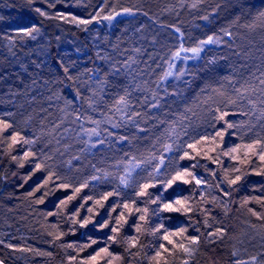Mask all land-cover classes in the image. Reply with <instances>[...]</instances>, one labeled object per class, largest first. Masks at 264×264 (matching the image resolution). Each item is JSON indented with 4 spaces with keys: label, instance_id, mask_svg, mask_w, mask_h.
Segmentation results:
<instances>
[{
    "label": "trees",
    "instance_id": "16d2710c",
    "mask_svg": "<svg viewBox=\"0 0 264 264\" xmlns=\"http://www.w3.org/2000/svg\"><path fill=\"white\" fill-rule=\"evenodd\" d=\"M195 1L196 8L188 5L177 15L164 16L157 24L160 30L148 34L145 48L155 58L150 63L156 64L157 72L146 76L141 92H135L129 89L123 67L139 47L135 46L134 36L141 31L122 21L151 18L183 0H50L55 7L48 6L49 0H0V35L11 31V26L20 29L35 24L48 40L47 50L30 59L12 62L0 51V118L12 124L0 141V203L8 222L7 235L0 239L3 264H69L70 257H76L72 264H80L81 259L105 246L121 257L113 264H155L151 257L159 245L172 247L161 239L165 230L178 232L181 228L187 229L183 236L170 238L194 251L190 256L177 249L171 254L162 252L160 264H184L185 260L188 264H235L249 256L264 262L263 253L254 254L249 238L239 237L245 221L264 227V163L251 153L245 158L243 147L264 138V119H258L264 108L260 103L264 99V86L260 85L264 78V17L260 16L264 0ZM36 8L47 12L48 17L40 16ZM100 10L114 14L102 25L106 36L97 42L89 39L86 29L55 17L59 12L87 20L91 19L89 14ZM57 29L77 42L70 51L58 47ZM226 31L231 35H225ZM208 36L219 38L220 43L202 45L198 57L181 52L173 59L181 46L197 47ZM181 69L185 74L177 79ZM166 71L173 74L162 80ZM93 80L104 84V108H114L119 97L125 96L139 114L135 123L114 131L110 139L99 134L89 137L85 130L92 128L76 130L65 121L71 116L74 120L77 115L81 118L88 111V84ZM241 85L256 91L237 99L235 89ZM232 99L237 100L235 105L229 104ZM216 109L228 111L225 121L236 127L226 128L225 121L215 119ZM217 131H224L223 139L216 136ZM12 132L34 143H20L9 149L10 140L6 138ZM119 136L126 139L119 141ZM201 136L215 139L187 147ZM165 144H171L172 150L165 151ZM237 145H241L238 152L223 154ZM26 151L34 156L23 159ZM185 152L192 158L181 159ZM161 154L162 172L154 181L156 187L148 191L153 199L163 192L162 202L186 197L191 211H160V203H149L147 196L135 195L138 184L154 171ZM37 163L42 165L39 171L35 170ZM136 164L140 167L133 171L130 186L125 188L119 177ZM176 169H188L203 186L190 180L188 184L177 182L164 191L159 181ZM49 172L54 173L51 179ZM237 175L241 179L229 185L228 181ZM94 176L97 179H92ZM86 181L87 187L74 194V189ZM64 184L69 187H61ZM113 190L120 195L102 201L103 207L94 203ZM73 195L74 199L68 200ZM132 201L133 209H148L144 221L139 219L143 212L123 208L124 202ZM121 212L126 223L120 225L117 242L113 243L108 237L113 235L111 228L117 226ZM85 218L90 222L80 227ZM105 221L109 226L100 227ZM138 224L142 229L139 233ZM160 225L163 228L154 234ZM218 228L225 230L222 237L208 235ZM57 235L60 239H55ZM132 237L138 243L129 249ZM184 237H199V243L190 244ZM91 240L97 243L81 251V246ZM69 244L74 247H67ZM20 248L34 251L17 250ZM233 252L237 253L235 257Z\"/></svg>",
    "mask_w": 264,
    "mask_h": 264
},
{
    "label": "snow or ice",
    "instance_id": "6c2138e0",
    "mask_svg": "<svg viewBox=\"0 0 264 264\" xmlns=\"http://www.w3.org/2000/svg\"><path fill=\"white\" fill-rule=\"evenodd\" d=\"M30 2H31V0H30ZM48 6L49 7H55V5L50 2V0H49ZM193 7H195V5H193ZM35 11L40 16L47 18L48 14L45 11H43L42 9L36 8ZM124 12H126L128 14H133L131 12V10H129V9H124ZM97 15H99V13H97ZM117 15H119V13H117ZM260 16L264 17V12H261ZM56 18H58L60 20H65L66 19L65 15L63 13H59V12L57 13ZM94 19H95V17H94ZM103 19L111 21L113 19V16L112 15L104 16ZM203 19H207V17H203ZM71 20H73L76 24H84V25H87V24L92 22L91 20L76 19L75 17H71ZM177 31H178V29H177ZM38 32H39V28L36 27V26H33L31 28L21 29L19 34L23 35V36L30 37L32 39H35V36L33 35V33H38ZM225 35L230 36L231 33L226 31ZM9 43H12V41H9ZM213 43H217V44L220 43L219 38H216L214 36H208L207 39L201 40L197 47H193V48H190V49H185V48H183V46H181L179 51L173 53V59L179 58L181 52H191L193 57H198L199 53L201 51H203L202 45L213 44ZM170 67H171V65H170ZM64 72L67 75L68 74V68L65 67L64 68ZM172 74L173 73L171 71H166L164 73V76L161 77V79L163 80L164 78H166L168 76H171ZM184 74H185L184 70L181 69L179 71V73L177 74L176 78L179 79ZM68 78L69 79H73V77H71V76H68ZM260 85L264 86V78L260 79ZM235 91L237 93V99H243L246 94L251 95V93L255 92L256 89L255 88H251L250 89L249 87H247L245 85H241L239 88H236ZM261 92H264V88L261 89ZM79 96H80V93L77 92V98H79ZM236 103H237L236 99L229 100V104L235 105ZM249 103L253 104V101L249 100ZM260 103L262 105H264V99H261ZM116 104L117 105H123L124 107H127L128 101H127L125 96H121L116 101ZM153 106L155 107V105H153ZM253 108H254V104H253ZM116 110L118 112H120V111H123V108H119L118 107ZM215 111L217 112V116L215 117V119H217L218 121H225V117L229 115L228 111L221 112L220 109H216ZM241 114H244V113H241ZM136 115H139V114L138 113H133L132 114L133 117L136 116ZM80 119H81L80 116L77 115L76 116V120H80ZM109 119H111V118L109 117ZM129 119H132V117H129ZM258 119H264V108H261ZM91 122L97 124V126L100 123V121H91ZM225 124H226V128H234V127H236V125H234L232 123H228L227 121H225ZM112 127H119V125L118 124H113ZM10 128H12V124L7 122V121H5L2 118H0V141L5 139V137L3 136V133L7 132ZM138 130L139 131H144V129H138ZM85 131L87 132L89 137H91L92 135H98V132H97V130L95 128L86 129ZM108 135L111 136L112 133H108ZM223 135H224V131H217L216 132V136L220 137L221 139H223ZM6 139L10 140V143L8 144V148L9 149H11L13 147V145L20 144V143H23V144H32V143H34V141H32V140H28V139L22 137L19 132H12L10 134V136L7 137ZM117 139L119 141H124L126 139V137L119 136ZM210 139L214 140L215 137L201 136L198 140H195L194 142L188 143L187 147L188 148H194L195 144H198L201 141H208ZM100 143L103 144L104 141L101 140ZM95 146H96L95 144L92 145V147H95ZM217 146H219V145H217ZM240 147H241V145H237L236 147L229 149L227 152H224L223 154L227 156V155H230L231 153H236V152L239 151ZM243 147L246 149L245 158H247L248 153H251L252 155L258 156L259 160L262 163H264V138L256 139V140L252 141L251 143L243 145ZM257 149H260V150L257 151ZM164 150L165 151H171L172 150V145L171 144H165L164 145ZM211 150L212 149H210V151ZM33 156H34V153H32L31 151H26V152H24L23 159L27 160V159H29V158H31ZM180 158L181 159H184V158L191 159L192 157L189 156V154L187 152H185L183 154V156H181ZM12 159L15 161V160H17V157L16 156H12ZM233 159H235V157H233ZM158 160H159V163L155 166L154 171L149 172L148 173V177L145 178L144 182L138 184V188H137V191H136L135 195L137 197L147 196L149 198L147 202H149V203H153V204L160 203V211H165V212H179L181 210H183V211H191L192 209L187 206V199L188 198H186V197L183 198V199L177 198L174 201L162 202L161 198L163 197V192H161V193H159V195L155 199L152 198V193H150L148 191V189L156 187V183L154 181H156L157 177L160 176V174L162 172L161 166L164 164V157H163L162 154L158 157ZM23 166L24 165L21 163L20 167H23ZM139 167H140V165L136 164L134 167L128 168L125 171V174L119 177L120 185L124 186L125 188L129 187L130 186L129 182L132 179V173H133V171H135L136 168H139ZM193 167H195V165H193ZM41 169H42V165L40 163H37L35 165V170L39 171ZM236 171H239V169H236ZM262 171H264V169H262ZM256 174L260 175L261 172H257ZM53 175H54V173L49 172L48 179H51V177ZM92 179L95 180V179H97V177L94 176V177H92ZM240 179H241V176L237 175V176H235V178L230 179L228 181V183H229V185H233V184H236ZM190 180H195V183L197 185H200V184L203 183L201 180L197 179L193 175V173L191 171H189L188 169H183V170L176 169L173 173L168 174L166 179L159 181V183L162 184L163 190L167 191L169 188H171L177 182H180V183H183V184H188L190 182ZM47 182L48 181L45 180V183H47ZM61 187L68 188L69 185L64 184V185H61ZM84 187H87V181L84 184H81L79 187L75 188L74 189V194L75 193H79L81 191V189L84 188ZM113 195L119 196L120 193L115 191V190L110 191V192H106L99 199H96L94 201V203L99 205V206H101V207H103L102 201H106L110 196H113ZM72 199H74V195L68 197V200H72ZM86 199H93V198L92 197H87ZM38 202L39 203H43L42 200H40ZM245 202H247V201H245ZM62 203H64V202L62 201ZM132 204H135V201H132L131 204L128 203V202H124L123 203V208L128 210L129 212H131L133 210L136 211V212H143L144 215H141L139 217V219L141 221H144L146 216H147L148 209L147 208H144V209L135 208V209H133L132 206H131ZM81 207H83V205H81ZM115 210H116L115 208L112 209V211H115ZM88 211L92 212L93 209L89 208ZM249 211L252 212L253 215L257 216L258 219L261 218L252 209H249ZM78 214L79 213L77 212V215ZM72 222L73 223L77 222L75 217L72 218ZM89 222H90V220L88 218L83 219L80 222V227H84ZM122 222L126 223L125 216H124L123 212H121L120 215L117 217V226H113L111 228V232L113 233V235L108 237L109 241H112L113 243L117 242V236H118V234L120 232V225L122 224ZM108 226H109L108 221H105V223L103 225H101L100 227L107 228ZM205 226L207 227L208 225L206 224ZM161 228H163V225H160L159 227L155 228L153 230L154 234L156 232H160ZM141 230H142L141 229V225L138 224L136 226V231L139 233ZM186 231H187L186 228H181L178 232H167L165 230V232L162 235L161 239H163L164 241H167V244L171 245L172 247L169 248L163 243L160 244L159 245V249L155 251V255L151 257V260L155 261V264H160V258L162 256V252H166V253L171 254L173 249L182 250L186 255L190 256L192 254V252L194 251V249H191V248L185 246V244H183L182 242L178 243V242H176V241H174L173 239L170 238L172 236H183ZM224 232H225L224 229H219L218 228V229H216L215 232L208 233V235L209 236H220V237H222L224 235ZM184 238L187 239L190 244H198L199 243V237H184ZM55 239H60V235H57L55 237ZM96 243H97L96 240H91V242L89 244L81 246L80 250L83 251L85 248L91 247L93 244H96ZM137 243H138V239L136 237H132L128 241L129 249L135 248L137 246ZM6 246L7 247H11V245H6ZM67 247L72 248L74 246L72 244H69V245H67ZM17 250H19V251H34L33 249H23V248H20V249H17ZM37 255H51V254L50 253H40V252H38ZM232 255L235 257L237 255V253L233 252ZM106 257H108L109 259L105 260ZM75 259H76V257H70L69 258V264H72V261H74ZM120 259H121V257L119 255H114L113 253H111L109 251V248L107 246H105V247L99 248L98 250H95V253L92 254V255H89L87 257V259H81L80 260V264H101L102 261L104 262V264H113L114 261H119ZM0 264H2V262H0ZM165 264H167V261H165ZM184 264H188L187 260H185ZM235 264H247V262L241 261V260H237V261H235ZM252 264H256V257H252Z\"/></svg>",
    "mask_w": 264,
    "mask_h": 264
},
{
    "label": "rangeland",
    "instance_id": "374dc122",
    "mask_svg": "<svg viewBox=\"0 0 264 264\" xmlns=\"http://www.w3.org/2000/svg\"><path fill=\"white\" fill-rule=\"evenodd\" d=\"M188 5L190 6V9H194L196 8L197 2L195 0H193V2L183 0V2H181L178 6L172 7L166 12L156 14L151 18L137 17L127 20L130 22V24H132L134 27H137L139 31H141L140 34L134 36V38H136L135 46L139 47L136 49V52L132 54V58H130L123 67L129 89H132V91L135 92H141L140 86L146 80V76L144 74L146 72V69L150 66V63L141 61V59L145 57L148 52L145 48V42L148 34L156 33L158 32V29L160 30L157 24L161 23V19L164 16H168L170 14L177 15L186 6L188 7ZM193 5H195V7H193ZM109 12L108 10H101V15L99 18L103 20V17L105 15H111V13ZM65 17V20H60L58 18L57 19L58 21L60 20V22L70 23L86 29L89 37L95 42L103 39V37L106 36L104 32L105 27H102L100 19H87L91 20L92 22L84 25L76 24L73 20H71V17H75L76 19H83L81 17L70 16L67 14L65 15ZM33 26L36 25L30 24V26L21 27L20 29L13 28V26H11V31L8 30L4 34L0 35L1 48L5 49V51L7 52V56L12 61L15 62L16 60L18 61L20 59H30L33 57V54L39 56V54H43L47 50L48 40L41 29H39L38 33H33L35 39L19 34L21 29L31 28ZM56 33L57 45L60 49H66L67 51H70L73 46L76 45L77 42L73 39L71 40L62 30L57 29ZM9 41H12V43H9ZM159 59L160 58H158L157 60ZM162 59L163 58L161 57L159 61H161ZM93 81L89 82L88 84V88L90 91V96L86 104L88 111L84 116L81 117L80 122L74 120V117H72L71 115V117H68V120L66 119L65 121L66 124L68 122L72 124L73 128L76 130L79 128H83L84 126L86 128H95L100 136L110 139L112 135L109 136L108 133H113L114 131H117L119 129L126 128L136 122L138 115L133 117L132 114L137 113V111L135 110L134 105L131 103L129 97L126 98L128 101L127 107H124L123 105H116L114 108H104L102 104L104 84L95 80ZM70 107L72 111L73 106H69V110ZM118 107L123 108V111L118 112L116 110ZM109 117L111 119H109ZM129 117H132V119H129ZM91 121H100V123L97 126V124L92 123ZM113 124H118L119 127H112ZM200 185L203 186V183ZM1 206L2 204L0 203V239L1 237H5L7 235L8 230V222L5 220L3 215L4 207L3 210H1ZM239 237H248L251 245L253 246V249H255L254 254L260 255L263 253L264 255V227L252 225L249 221H245L242 223V234ZM252 257L253 256H249L247 259H244V261L247 262V264L251 263ZM258 262L259 258H256V263ZM263 263L259 262V264Z\"/></svg>",
    "mask_w": 264,
    "mask_h": 264
},
{
    "label": "bare ground",
    "instance_id": "6f19581e",
    "mask_svg": "<svg viewBox=\"0 0 264 264\" xmlns=\"http://www.w3.org/2000/svg\"><path fill=\"white\" fill-rule=\"evenodd\" d=\"M109 12V11H108ZM97 13H101V10H100V12H93V13H91V14H89L90 15V18L91 19H94V17H95V20H97L98 19V15H97ZM109 13H111V15L113 16V14H114V12H112V11H110ZM106 16V15H105ZM109 22V20H105V19H103L102 21H101V24L102 25H105L106 23H108ZM123 23H126V24H128V23H130L129 21H126V20H123L122 21ZM66 23V22H65ZM87 33V32H86ZM87 36L89 37V35H88V33H87ZM89 39L90 40H92L90 37H89ZM1 46V45H0ZM66 49H62V51H65ZM0 51H1V54L4 56V58H6L7 57V59L9 60V61H12L8 56H7V52L5 51V49L3 48H1L0 47ZM67 51V50H66ZM133 53H135L136 52V49H135V51L133 50L132 51ZM131 54V53H130ZM130 58H132V55L130 56ZM129 58V59H130ZM153 59H155L154 57H153V55L152 56H150V55H148V54H146V56L145 57H143L142 59H141V61H144V62H151ZM12 62H14V61H12ZM157 72V66H156V64H153V65H151V63H150V66L146 69V72H145V76H148V75H155V73ZM138 119V118H137Z\"/></svg>",
    "mask_w": 264,
    "mask_h": 264
},
{
    "label": "water",
    "instance_id": "95a60500",
    "mask_svg": "<svg viewBox=\"0 0 264 264\" xmlns=\"http://www.w3.org/2000/svg\"><path fill=\"white\" fill-rule=\"evenodd\" d=\"M1 262V261H0ZM3 264V263H2ZM248 264H252V263H248Z\"/></svg>",
    "mask_w": 264,
    "mask_h": 264
}]
</instances>
